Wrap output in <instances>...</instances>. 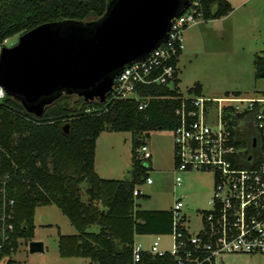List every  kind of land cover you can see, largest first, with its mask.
I'll use <instances>...</instances> for the list:
<instances>
[{"label": "trees", "instance_id": "trees-1", "mask_svg": "<svg viewBox=\"0 0 264 264\" xmlns=\"http://www.w3.org/2000/svg\"><path fill=\"white\" fill-rule=\"evenodd\" d=\"M198 1L205 21L233 9L228 0ZM108 2L0 0V44L44 22L98 19ZM181 52L171 57L173 64ZM253 63L255 78H264V55L255 54ZM178 83L176 66L172 83L139 85L134 97L119 98L110 93L103 101L85 100L76 93L63 92L39 115L27 111L12 96L0 100V176L6 177L8 196L14 199L10 220L14 228L0 261L7 256L4 264H14L9 256L18 239L32 240L39 205H56L77 230L75 234H59L60 256L88 258L90 264H131L136 235L169 234L171 209H141L135 202L141 192L134 195L133 191L146 181L151 169L150 156L143 157L138 151L146 145L143 138L149 131L172 130L179 120L176 110L184 102L189 104L191 97L201 95L199 82L187 90V96ZM141 104L145 105L140 108ZM224 116L231 117V125L242 117ZM249 121L246 118L247 125L239 132V143L250 147L255 132ZM106 128L132 134L129 177L103 178L95 171L96 140ZM139 264L176 263L168 254L156 257L143 253Z\"/></svg>", "mask_w": 264, "mask_h": 264}, {"label": "built area", "instance_id": "built-area-1", "mask_svg": "<svg viewBox=\"0 0 264 264\" xmlns=\"http://www.w3.org/2000/svg\"><path fill=\"white\" fill-rule=\"evenodd\" d=\"M197 20H204L199 1L188 0L185 10L172 19L167 39L146 58L124 66L114 78L110 93L128 98L136 96L139 85L172 83L177 64L170 61L171 57L183 49V30ZM5 96L0 86V100ZM228 113L242 117L231 125V117L224 116ZM176 114L178 124L171 130L174 167L180 172H212L210 207L201 211L198 230L190 232L182 213L184 202L176 198L170 208L171 248L160 246L163 234H155L147 248L134 241L131 264L141 263L143 253L156 257L168 254L176 264H216L218 257L228 253L264 255V94L191 97ZM246 118H250L255 132L250 147L239 143ZM146 150V145L138 149L143 157L148 156ZM146 182L152 183L150 176ZM181 182L176 176L175 183ZM138 191L134 189L133 194ZM13 205L6 177L0 176V253L10 245Z\"/></svg>", "mask_w": 264, "mask_h": 264}, {"label": "rangeland", "instance_id": "rangeland-1", "mask_svg": "<svg viewBox=\"0 0 264 264\" xmlns=\"http://www.w3.org/2000/svg\"><path fill=\"white\" fill-rule=\"evenodd\" d=\"M233 9L223 21H196L182 32V54L178 58V86L184 96L195 83L202 85L201 94L222 97L239 91L243 96L264 94V78H255L253 63L255 54L264 55V0H228ZM230 28L235 35L233 48L222 49L214 37L222 28ZM15 34L3 41L2 46H11L18 40ZM132 134L129 131L104 129L96 140L94 168L103 178L130 176ZM147 150L152 153L154 166L149 170L153 183L137 185L141 194L135 202L141 209H169L176 198L184 202L182 213L190 232L200 226L201 211L210 207L213 190V174L210 171H176L173 164V137L171 130L152 132L143 138ZM140 147V146H139ZM142 154V153H141ZM180 176L181 184L175 183ZM35 233L32 240L43 243L42 252H30L31 240L19 239L16 250L9 256L14 264H90L88 258L61 257L57 248L59 234H75L77 230L54 204L39 205L34 214ZM154 235H137L135 242L148 247ZM172 236L164 234L160 246L170 249ZM223 254L216 264H264V255L234 257ZM245 255V254H244ZM250 256V255H249ZM4 257L0 264H4Z\"/></svg>", "mask_w": 264, "mask_h": 264}, {"label": "water", "instance_id": "water-1", "mask_svg": "<svg viewBox=\"0 0 264 264\" xmlns=\"http://www.w3.org/2000/svg\"><path fill=\"white\" fill-rule=\"evenodd\" d=\"M187 5L188 0H109L98 19L38 24L0 48V86L36 115L63 92L103 101L121 69L165 41L172 19ZM28 246L32 253L44 249L39 240Z\"/></svg>", "mask_w": 264, "mask_h": 264}, {"label": "crops", "instance_id": "crops-1", "mask_svg": "<svg viewBox=\"0 0 264 264\" xmlns=\"http://www.w3.org/2000/svg\"><path fill=\"white\" fill-rule=\"evenodd\" d=\"M228 15H230V12L227 15L221 16V17L216 18V19H214L212 21H215V22H219L220 23V21H223V19L226 16H228ZM198 21H203V20H197V22ZM219 32L220 33L216 34L217 37L216 36L214 37V41H215L214 43L217 44V46H219L222 49H225V48H228V49L229 48H233L234 45H235V35L232 33V30H230V28H228V27L227 28L225 27V28H222ZM181 54H182V52H181ZM240 94H242V93H240ZM153 131L154 132H160V131H164V130H153ZM153 131H149V133H148L149 135L148 136H151V133ZM172 153H173V145H172ZM148 155L150 156L151 168H153V166H154L153 154L152 153H149ZM173 164H174V157H173ZM34 233H35V230H34ZM149 235H154V234H149ZM231 255H233L234 257H242V256H246L247 257L248 256V257H252V258H254L255 256H257V255H250L249 256L247 254H245V255L244 254H231Z\"/></svg>", "mask_w": 264, "mask_h": 264}]
</instances>
